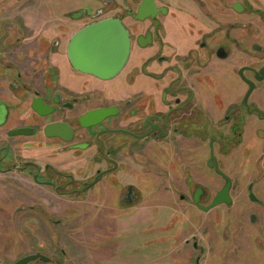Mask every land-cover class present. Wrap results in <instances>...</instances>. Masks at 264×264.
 <instances>
[{"label":"flooded vegetation","instance_id":"flooded-vegetation-1","mask_svg":"<svg viewBox=\"0 0 264 264\" xmlns=\"http://www.w3.org/2000/svg\"><path fill=\"white\" fill-rule=\"evenodd\" d=\"M96 1L101 6L95 10ZM84 3L68 17L90 21L75 32L63 24L59 33L55 18L28 23L19 10L29 2L19 3L16 18L0 8V250H19L22 224L37 234L64 228L74 201L136 217L135 207L145 202L136 168L158 165L165 182L185 171L192 203L204 213L232 207L236 198L249 201V215L229 209L227 223L240 228L236 237L255 235L264 259V194L258 190L264 186V0ZM107 19L123 24L130 52L118 74L102 79L76 69L69 48L76 32ZM35 101L42 112L33 109ZM102 109L113 111L94 123L89 114ZM18 130L26 132L14 134ZM193 172L223 181L210 203ZM19 176L33 184L31 193L19 194ZM227 186L228 200L205 210ZM165 200L153 197L150 209L137 213L139 223L158 217ZM131 221L126 238L114 235L118 256L109 264L133 263L125 245L145 237L134 236ZM181 228L167 232L176 262L183 252ZM191 245L205 252L196 236ZM31 255L40 256L27 264H62L41 251L10 264ZM200 261L197 255L195 263Z\"/></svg>","mask_w":264,"mask_h":264},{"label":"rangeland","instance_id":"rangeland-1","mask_svg":"<svg viewBox=\"0 0 264 264\" xmlns=\"http://www.w3.org/2000/svg\"><path fill=\"white\" fill-rule=\"evenodd\" d=\"M35 1L38 3L33 8L31 2L35 3ZM82 1L85 2V0H0V8L10 11L5 16L11 15L10 17L16 18L19 3L29 2V5L25 4L19 10L20 12L22 9L20 14L24 13L25 18L29 20L28 23H43L45 18H55L57 33L61 32L58 30V26L63 24H70L71 32H75L90 21H74L68 17L70 11L78 10L85 5V3L82 4ZM96 2L93 5L95 10L101 6L98 1ZM29 7L32 9H28ZM28 34L30 33L28 32ZM93 105L95 104L89 106ZM203 153L199 154V158ZM150 169L144 168L143 165L136 168L137 180L135 183L141 189L145 202L135 207L134 210L138 214L140 211L149 210L148 205L153 197L162 195L166 197V200L160 201L162 202L161 206H165L157 208L160 210L156 215L158 217L153 215L152 218H145V223H139L140 220H143L139 219L141 214L136 213V217L128 219L123 214L116 216L117 213H108L107 209L104 211V208L97 207L90 201H74L69 203L66 210L69 217L64 228L57 227L50 234L41 230L37 234L28 224H22L21 228L19 227V250L1 249L0 264H10L18 258L37 251L50 253L54 261L61 260L62 264H109L110 260L118 256L115 236L126 238L131 232V229L127 228L130 226L132 228L131 220L134 219V236L136 238L144 236L145 238L137 239L136 243L133 242L131 246L125 245L124 250L128 251L127 259H132V264H196L197 255H201L200 264H264L263 255H260L261 253L256 248L255 235L249 234L244 238L236 237L237 233L234 231L240 228L235 227V224L227 223V220L231 221V218H227L228 214L225 213L229 209V212H233L235 215L243 210L246 213L242 214L248 216L250 208L246 206V203L250 204L249 201H239L236 198V203L232 207L220 206L210 213H204L192 203L190 191L184 183L186 176L184 170H182L181 176L172 174L173 177H170L167 175L165 182L161 179L162 171L158 165H152ZM192 175L194 183L202 185L207 190L205 202L210 203L223 187V181L215 180L209 173L204 172H199L198 175L193 172ZM20 178L19 176V186L23 187V190L19 188V194L31 193L33 184L25 179L20 180ZM260 188L261 190H259ZM258 190L264 194V186L258 187ZM181 193L188 196L187 201L179 199ZM21 203L24 201H19V205ZM112 205L114 206L113 202ZM109 206L111 207V205ZM144 225H150L151 228L146 230ZM175 226L182 227L177 231H179L178 236L183 238L181 246L183 252L177 262L171 259V238L169 239L171 234L167 233L169 230L175 229ZM116 230L125 232L122 235L115 234ZM49 236L52 237V242ZM193 236H196L198 243L205 248L204 253L193 249L191 245ZM186 240H190V243L187 244ZM63 251L66 252L65 255ZM145 257H151V260L141 261ZM31 264L43 263L33 262Z\"/></svg>","mask_w":264,"mask_h":264},{"label":"water","instance_id":"water-1","mask_svg":"<svg viewBox=\"0 0 264 264\" xmlns=\"http://www.w3.org/2000/svg\"><path fill=\"white\" fill-rule=\"evenodd\" d=\"M76 17V12L73 13ZM73 66L85 73L102 79H110L118 74L125 66L130 52L129 35L123 24L118 19H107L93 23L86 28L76 32L71 40L70 48ZM43 104L37 101L33 109L42 112ZM113 109H102L92 112L91 118L97 119L94 123L101 122L109 116ZM18 130L14 134L25 133ZM229 186L217 196L208 210L228 200ZM40 255L25 257L15 264H27Z\"/></svg>","mask_w":264,"mask_h":264}]
</instances>
